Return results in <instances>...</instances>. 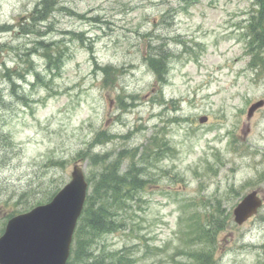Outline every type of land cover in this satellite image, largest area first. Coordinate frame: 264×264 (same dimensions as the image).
I'll list each match as a JSON object with an SVG mask.
<instances>
[{"label": "rangeland", "instance_id": "rangeland-1", "mask_svg": "<svg viewBox=\"0 0 264 264\" xmlns=\"http://www.w3.org/2000/svg\"><path fill=\"white\" fill-rule=\"evenodd\" d=\"M40 1L0 0V235L76 163L91 194L105 163L125 171L135 160L149 181L96 249L183 264L201 245L192 217L215 212L216 264H264V205L241 225L233 214L249 191L264 197V106L248 116L264 100V71L244 35L256 1L56 0L41 20ZM150 47L172 53L164 84ZM100 131L108 139L96 141Z\"/></svg>", "mask_w": 264, "mask_h": 264}, {"label": "trees", "instance_id": "trees-1", "mask_svg": "<svg viewBox=\"0 0 264 264\" xmlns=\"http://www.w3.org/2000/svg\"><path fill=\"white\" fill-rule=\"evenodd\" d=\"M255 1L245 35L249 38V50L252 54L251 66L253 68L261 67L264 70V0ZM55 4L56 0H41L36 8L38 15H34L33 18L45 19L54 11ZM153 49L154 47H150L146 61L155 71L158 80L163 84L167 82L169 55L172 56V53L170 52L169 54L166 49L154 52ZM53 55L57 56L58 54L46 52L47 63L52 71L59 70V66L53 65L55 61ZM96 64L99 65L98 62ZM101 69L105 73L112 72L110 70H116V68L106 66L101 67ZM125 104L126 102L122 101V108ZM104 139H108L107 132H98L95 140L102 142ZM141 158H143V155H141ZM121 164L122 162L117 165L105 163L104 170L94 185L93 192L87 197L85 208L74 234L71 256L67 264L134 263L135 258L123 250H106L101 247V242L99 244L100 248L96 249L95 246L98 239L102 238L103 235L122 229L126 223L124 211H128L127 207H131L137 202V191L149 181L145 178L142 166H139V163L135 160L130 163V166L125 171H121ZM92 179V177H89V181ZM52 197L53 195L46 199H41L36 204L46 202ZM213 213L214 216H217L215 212ZM213 215L208 216L207 220L201 219L199 215H196V218L195 216L192 217L189 230L190 241L195 242L196 245H201L198 247L194 246L192 249L189 247V258L183 264L217 263L216 234L218 230L223 228L224 222L219 216L214 219ZM11 216L13 214H10L9 217Z\"/></svg>", "mask_w": 264, "mask_h": 264}, {"label": "water", "instance_id": "water-1", "mask_svg": "<svg viewBox=\"0 0 264 264\" xmlns=\"http://www.w3.org/2000/svg\"><path fill=\"white\" fill-rule=\"evenodd\" d=\"M263 104V100L254 103L249 116ZM206 121L207 116L200 118ZM88 188L84 170L76 164L72 179L50 202L12 217L0 236V264H67ZM262 205L258 190L249 192L234 209L235 221L243 224Z\"/></svg>", "mask_w": 264, "mask_h": 264}]
</instances>
